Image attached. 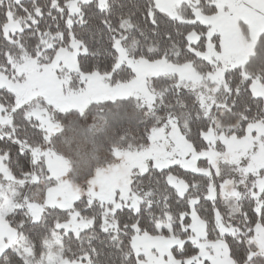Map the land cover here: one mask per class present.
I'll list each match as a JSON object with an SVG mask.
<instances>
[{
  "label": "snow or ice",
  "instance_id": "snow-or-ice-1",
  "mask_svg": "<svg viewBox=\"0 0 264 264\" xmlns=\"http://www.w3.org/2000/svg\"><path fill=\"white\" fill-rule=\"evenodd\" d=\"M0 264H264V0H0Z\"/></svg>",
  "mask_w": 264,
  "mask_h": 264
}]
</instances>
